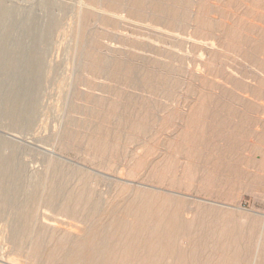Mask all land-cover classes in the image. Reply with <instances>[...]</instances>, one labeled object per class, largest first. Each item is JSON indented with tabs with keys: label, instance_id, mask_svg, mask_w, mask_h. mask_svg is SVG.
<instances>
[{
	"label": "rangeland",
	"instance_id": "obj_1",
	"mask_svg": "<svg viewBox=\"0 0 264 264\" xmlns=\"http://www.w3.org/2000/svg\"><path fill=\"white\" fill-rule=\"evenodd\" d=\"M263 44L264 0H0V264H264Z\"/></svg>",
	"mask_w": 264,
	"mask_h": 264
},
{
	"label": "bare ground",
	"instance_id": "obj_2",
	"mask_svg": "<svg viewBox=\"0 0 264 264\" xmlns=\"http://www.w3.org/2000/svg\"><path fill=\"white\" fill-rule=\"evenodd\" d=\"M141 210V207H138L135 212H139ZM170 224H168V227H169ZM166 226V225H165ZM158 227V226H157ZM167 230V228H165V231ZM115 231V230H114ZM152 232L154 233L153 234V239L150 243V246L148 249H150L151 253V261L152 263H156L155 261L158 259V258H161L163 256V254H168V250H167V247L166 245H164L163 243V239H162V235L161 233L159 232L158 233V230L156 228L152 229ZM90 243V242H89ZM132 244H134V242H132ZM112 246V245H111ZM80 247V246H79ZM103 249V246L102 245H98V246H95V253L97 251H101ZM124 252H127L124 250ZM94 260V259H93ZM93 260H92V257L89 259V262H92L93 263Z\"/></svg>",
	"mask_w": 264,
	"mask_h": 264
},
{
	"label": "crops",
	"instance_id": "obj_3",
	"mask_svg": "<svg viewBox=\"0 0 264 264\" xmlns=\"http://www.w3.org/2000/svg\"><path fill=\"white\" fill-rule=\"evenodd\" d=\"M261 54L263 55L264 59V44L261 46ZM262 68H264V62L262 63ZM262 160V159H261ZM258 162V161H257ZM256 167V166H255ZM262 169V168H261Z\"/></svg>",
	"mask_w": 264,
	"mask_h": 264
}]
</instances>
